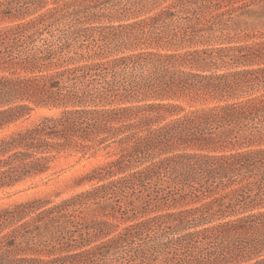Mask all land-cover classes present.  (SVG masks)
<instances>
[{
	"label": "trees",
	"instance_id": "trees-1",
	"mask_svg": "<svg viewBox=\"0 0 264 264\" xmlns=\"http://www.w3.org/2000/svg\"><path fill=\"white\" fill-rule=\"evenodd\" d=\"M78 1L0 29V130L36 107L61 108L56 117H45L32 127L0 138V189L46 173L61 153L107 148L108 142L118 144L120 155L100 168L98 175H121L48 208L30 202L0 210V264H150L152 254L162 255L167 264H264V210L221 220L230 207L264 204V148L223 152L264 139V132L257 136L238 132L240 124L264 114V93L196 109L154 129L144 128V124L160 119L159 114L153 116L154 109L159 113L180 106L103 107L120 97L154 93L169 98L188 95L226 100L246 87L258 88L264 68L209 75L182 69H210L216 64L212 53L225 51L218 49L209 57L204 51L139 53L114 59L110 67L91 63L58 69L62 63L56 50L17 47L26 43L38 24ZM10 2L13 0L6 5ZM263 49H248L242 54V48H234L240 54L235 60L243 63L244 59H254ZM144 67L151 68L148 74H139ZM128 68L130 79L126 83L116 74ZM109 70L111 78L107 79ZM243 82L247 84L242 88ZM188 148L205 153L188 152ZM150 149H154V161L137 168L141 154ZM153 179L156 190L160 181L173 185L181 193L180 201L188 196L211 199L128 225L114 237L92 245L107 223L93 222L79 238L71 235L73 231L68 235L67 226L75 229L82 224L75 214L82 205L99 195L146 188ZM227 188L228 192L220 193ZM217 203L220 207L215 208ZM118 209H122L119 203ZM72 249L77 251L70 252ZM52 252L59 254L50 259L39 257Z\"/></svg>",
	"mask_w": 264,
	"mask_h": 264
},
{
	"label": "rangeland",
	"instance_id": "rangeland-1",
	"mask_svg": "<svg viewBox=\"0 0 264 264\" xmlns=\"http://www.w3.org/2000/svg\"><path fill=\"white\" fill-rule=\"evenodd\" d=\"M8 1L11 0H0V29L34 20L48 13L52 8L75 0H13L6 5ZM1 3L4 4L1 5ZM33 31L26 43H18L17 47L56 50V58L60 60L59 63H62L58 69L91 63H104L110 67L109 63L114 59L139 53L168 55L183 54L187 51H204V55L209 57L211 51L218 49H225V51L219 54L212 53L211 57L215 59L216 64L210 69L204 71L193 67L182 69L209 75L264 68V49L259 51L254 59H244L243 63H237L235 59L240 54L233 50L242 48V54H244L248 53V49L264 47V0H79L65 12L58 11L51 15L42 24H38ZM29 42L30 45H28ZM54 69L55 67H51V70ZM149 69L151 68L144 67L139 74L146 75ZM128 70L129 68L122 72L119 69L116 74L121 81H126V83L130 79V74L126 72ZM109 72L106 73L107 79L111 78V72ZM259 77L263 82L258 88L251 90L246 87L240 91L242 93L237 92L236 97L226 100L188 95L169 98L154 93V95L139 94L120 97L113 99L112 103L103 107L116 108L148 104H177L180 106V109L160 110L159 113L154 109L153 116L159 114L160 119H153L150 123L144 124V128L154 129L196 109L258 96L264 93V77ZM87 79L91 80L92 77H87ZM246 84V82L241 83L242 88ZM60 110L61 108L36 107L29 115L0 130V138L32 127L45 117H56ZM238 132L241 135L255 134V136L258 132L263 133L264 114L260 113L255 116L254 120L240 124ZM106 144H109L107 148L99 146L87 152L68 150L59 154L50 163V169L46 173L27 178L12 187L1 188L0 210L12 209L30 202H38L41 208H48L79 193L91 191L101 184L106 185L111 180H115L121 174L102 177L98 175L100 168L116 160L120 155L118 144L109 142ZM257 148H264V139L228 148L223 152L232 153ZM186 151L205 153V151L191 148ZM148 152V154H141V159L135 163L137 168H142L154 161V149ZM154 183L153 179L146 188L136 187L114 196L99 195L96 200L82 205L75 212L82 224L75 226V229L67 226L68 235L73 231L71 235L79 238L81 234L88 231L87 228L93 222L107 223L109 226L104 233L92 239L95 240L91 243L92 245L114 237L128 225L167 212L193 208L211 199L205 196L199 198L188 196L180 201L181 193L173 185L160 181L157 183L159 190H156ZM229 190L230 188H227L220 193ZM174 200L179 201L174 203ZM118 203L124 209L123 212H121L122 209H118ZM220 204H215V208L220 207ZM227 210L226 218L221 220L262 211L264 204L253 208L237 205ZM6 231L7 229L4 233ZM75 251L77 250L72 249L70 252ZM58 254L59 252L44 253L39 257L50 259ZM162 260V255L152 254L150 264H167Z\"/></svg>",
	"mask_w": 264,
	"mask_h": 264
}]
</instances>
